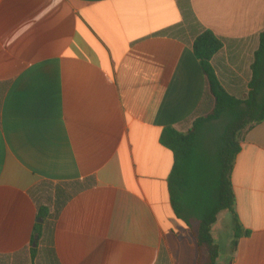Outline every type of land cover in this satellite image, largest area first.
<instances>
[{"label": "crops", "instance_id": "obj_1", "mask_svg": "<svg viewBox=\"0 0 264 264\" xmlns=\"http://www.w3.org/2000/svg\"><path fill=\"white\" fill-rule=\"evenodd\" d=\"M202 30L222 41L212 66L240 98L264 0H0V264H197L159 139L212 108L191 47ZM240 148L231 183L249 235L234 248V215L219 214L218 247L229 220L232 229L216 264H264V122ZM43 183L49 192H37ZM56 187L70 197L53 222V255L35 261L38 208L53 212L40 197L54 201Z\"/></svg>", "mask_w": 264, "mask_h": 264}, {"label": "trees", "instance_id": "obj_2", "mask_svg": "<svg viewBox=\"0 0 264 264\" xmlns=\"http://www.w3.org/2000/svg\"><path fill=\"white\" fill-rule=\"evenodd\" d=\"M184 20L193 23L189 11H183ZM183 29L176 30L179 36ZM207 81L204 103L210 98L212 108L205 115L196 117L190 129L181 133L172 127L165 128L159 142L171 151L173 167L168 177V194L173 214L194 239L198 250L197 264H216L220 249L212 238V226L222 212L234 215V238L247 237L235 215V197L231 175L240 152L243 135L264 122V32L259 36V46L251 65V79L247 94L236 97L218 79L212 59L223 48L222 41L210 31L196 32L191 44ZM222 123L221 132L202 147L200 140L211 136L212 124ZM37 192H47L42 187ZM68 187V185H65ZM85 184L74 185L72 191L84 189ZM65 195V196H64ZM69 193L56 187L55 200L50 195L40 198L53 208H38V219L32 237V259L43 260L53 255V222L69 198ZM195 225V226H194Z\"/></svg>", "mask_w": 264, "mask_h": 264}, {"label": "rangeland", "instance_id": "obj_3", "mask_svg": "<svg viewBox=\"0 0 264 264\" xmlns=\"http://www.w3.org/2000/svg\"><path fill=\"white\" fill-rule=\"evenodd\" d=\"M243 88H244V86H243ZM246 94H247V90L244 92V94H242L241 96L243 97H245L246 96ZM240 96V97H241ZM212 129H211V136L209 135V136H207V137H204V138H202L201 140H200V142H201V144H202V147H206V144L207 143H209L210 141H212V137H216L220 132H221V130H222V128H223V124L222 123H220V122H218V123H214V124H212ZM44 190H46L47 192H49V190H50V188H51V186H49L48 188L45 186V188L44 187H42ZM41 196H43L44 197V194H42ZM225 215H227V217H230V214L228 213V212H225ZM229 222L231 223H229V228L227 229V232H226V234H225V236L222 234V236H221V238L219 239V249H220V252H221V255L222 256H227L228 254H229V245H228V242L226 241V238L227 237H229V235H228V231H230L231 229H232V222L229 220ZM195 226V225H194ZM226 237V238H225ZM233 237H234V234H233ZM233 240L235 241V238H233ZM224 256V257H225ZM224 257H221V258H224Z\"/></svg>", "mask_w": 264, "mask_h": 264}, {"label": "water", "instance_id": "obj_4", "mask_svg": "<svg viewBox=\"0 0 264 264\" xmlns=\"http://www.w3.org/2000/svg\"><path fill=\"white\" fill-rule=\"evenodd\" d=\"M38 222H42V221L40 220V221H38Z\"/></svg>", "mask_w": 264, "mask_h": 264}]
</instances>
